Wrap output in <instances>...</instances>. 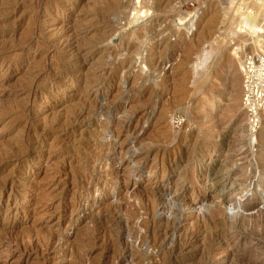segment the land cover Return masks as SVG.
Here are the masks:
<instances>
[{
	"label": "rangeland",
	"instance_id": "1",
	"mask_svg": "<svg viewBox=\"0 0 264 264\" xmlns=\"http://www.w3.org/2000/svg\"><path fill=\"white\" fill-rule=\"evenodd\" d=\"M112 1L0 0V264H264V117L250 137L238 79L264 0L247 33L241 0ZM160 219L190 245L163 249Z\"/></svg>",
	"mask_w": 264,
	"mask_h": 264
},
{
	"label": "bare ground",
	"instance_id": "2",
	"mask_svg": "<svg viewBox=\"0 0 264 264\" xmlns=\"http://www.w3.org/2000/svg\"><path fill=\"white\" fill-rule=\"evenodd\" d=\"M108 1H110V0H108ZM114 1V0H113ZM111 2V5L113 4V5H115V4H117L118 3V1L116 0V2ZM186 1H192V0H186ZM193 1H196V0H193ZM253 1V0H252ZM261 2V1H263V0H256V2ZM121 2V1H120ZM231 2V1H230ZM255 2V1H254ZM254 2H252V3H254ZM144 3V2H143ZM147 3V2H146ZM250 3H251V1H250ZM250 3L249 2H245L244 0H241V2H240V6L239 7H237V5L235 4V5H233L232 3H231V6H233V11H234V19H235V21H237V28H238V25L240 26V30H243L245 33H247L250 29H252V28H254V26H255V24H257L258 23V21H259V14H257V16H258V18L257 17H253V19L250 17V12H249V10H254L255 9V7L258 9V7H260L261 6V3H263L262 4V11H264V2H261V3H258V4H260V6H255V7H252V6H250ZM106 4V3H105ZM255 4V3H254ZM251 5H253V4H251ZM119 6V5H118ZM144 6H146V5H144L143 4V7ZM111 7H113V6H111ZM115 7V6H114ZM143 7H140V9L138 10V11H136L137 13H136V15L138 16L139 14H141V15H146V13L148 12V9L146 10L145 9V11H141V8H143ZM145 8V7H144ZM115 9V8H114ZM257 9H255V11L257 10ZM261 9V8H260ZM110 10V9H109ZM152 11V10H151ZM258 12L260 11L261 12V10H257ZM257 12V13H258ZM259 12V13H260ZM97 15V14H96ZM100 15V14H99ZM262 15V14H261ZM194 15H191V20H188L187 19V21L186 22H188V25L186 26V29L188 30V31H190L192 28H193V26H194V24H195V21H194V18H192ZM262 17V16H261ZM97 18V17H96ZM103 18V17H102ZM139 18V17H138ZM151 18V17H150ZM185 18V17H184ZM234 19H232L233 21H234ZM106 20V19H105ZM196 20V19H195ZM232 22V21H231ZM96 23V22H95ZM95 26V25H94ZM232 27V26H231ZM187 31V32H188ZM98 32V31H97ZM143 33V32H142ZM108 35V34H107ZM107 35H105L104 34V36H107ZM110 35V34H109ZM137 35V34H136ZM206 35V34H205ZM100 37V36H99ZM101 37H102V34H101ZM109 37V36H108ZM141 37V36H140ZM138 38V37H137ZM96 39V38H95ZM102 39V38H101ZM88 40V39H87ZM98 41V40H97ZM82 42V41H81ZM94 42V41H93ZM92 42V43H93ZM208 42V41H207ZM82 44V43H81ZM84 44V43H83ZM101 44H103V43H101ZM253 45H252V47H254V53L255 54H257V55H259V53H260V51H259V53H258V51L257 50H262L263 51V53H264V47H260L259 46V44H258V46H256L257 44H254V43H252ZM79 45V44H78ZM85 45V44H84ZM161 45H162V43H161ZM10 46V45H9ZM82 46V45H81ZM87 46V45H86ZM95 46H96V44H95ZM83 47V46H82ZM95 48V47H94ZM257 48H259V49H257ZM132 53V52H131ZM1 54V53H0ZM256 56V55H255ZM260 56V55H259ZM225 59V58H224ZM260 59V60H259ZM67 60V59H66ZM254 60H255V63H252V64H256L257 66L256 67H259L260 66V63L261 62H263L264 61V58L262 59L261 57L260 58H258V57H254ZM221 62H222V58H221ZM223 63H225V62H223ZM226 63H227V61H226ZM63 68V67H62ZM221 68V67H220ZM117 69V68H116ZM241 69H242V67H241ZM240 69V70H241ZM69 71V70H68ZM67 72V71H66ZM219 72V71H218ZM256 75H257V77H260L261 75H260V73H256ZM97 76V75H96ZM95 76V77H96ZM236 76H238L239 77V75H238V72H237V75ZM238 79H240V85H243V80L239 77ZM138 81V80H137ZM133 83H135V82H133ZM102 84V83H101ZM89 86H91V85H89ZM188 87V86H187ZM258 96H260V95H256V97H258ZM216 102H218V100H212V101H209L208 102V104L207 105H210V104H216ZM221 102V101H220ZM230 102V101H229ZM10 103V102H9ZM14 103H15V101H14ZM19 103V102H18ZM89 103V102H88ZM219 103V102H218ZM11 104V103H10ZM19 104H21V103H19ZM23 104V103H22ZM8 105V104H7ZM13 106H14V104H12ZM17 105V104H16ZM9 106H11V105H9ZM21 106V105H20ZM17 107V106H16ZM22 107L24 108V106L22 105ZM229 107H231V106H229ZM4 108H6V107H4ZM12 108V107H11ZM206 108V107H205ZM78 109V108H77ZM8 110V109H7ZM89 110V109H88ZM104 110V109H103ZM106 110V109H105ZM4 111V110H3ZM74 111V110H73ZM81 111L82 110H80L79 112L77 111V112H75L74 113V117H77L80 113H81ZM114 111H117V109L115 108V107H113V108H108L105 112L107 113V114H113V112ZM12 112H14V111H12ZM86 112V111H85ZM89 112V111H88ZM104 112V111H103ZM71 114V113H70ZM73 114V113H72ZM212 114V113H211ZM69 116V115H68ZM69 118H70V116H69ZM71 119V118H70ZM67 120V119H66ZM66 120H64V121H66ZM75 120V119H74ZM264 121V120H263ZM69 124V123H68ZM263 124V123H262ZM128 125H124L123 126V129L126 131L127 129H128ZM212 127V126H211ZM210 127V128H211ZM261 127V126H260ZM117 128V127H116ZM214 129V128H213ZM124 134V133H123ZM104 135V134H103ZM163 136V135H162ZM168 138V137H167ZM172 139V138H171ZM103 141V140H102ZM169 141H170V139H169ZM163 142V141H162ZM174 143V142H173ZM122 144V143H121ZM152 144V143H151ZM162 146V145H161ZM8 147V146H7ZM17 147V146H16ZM122 147V146H121ZM106 148V147H105ZM20 151V150H19ZM110 151V150H109ZM118 152V151H117ZM107 153V152H106ZM125 153V152H124ZM3 154V153H2ZM3 156H5V155H3ZM7 156V155H6ZM5 156V157H6ZM186 156V155H185ZM124 157V156H123ZM204 157V156H203ZM1 158V157H0ZM163 158V157H162ZM174 158V157H173ZM160 159H161V157H160ZM166 159V158H165ZM176 159V158H175ZM175 159H174V161H175ZM181 159V158H180ZM180 159L179 158H177L176 159V162L177 163H174V166H175V168H178V164L180 163ZM186 159V158H185ZM160 161V160H159ZM169 161V160H168ZM172 161H173V159H172ZM183 161V160H182ZM187 161V160H186ZM191 161V160H190ZM164 162V161H163ZM208 162V161H207ZM161 163V162H160ZM165 163V162H164ZM163 164V163H162ZM186 164H188V163H186ZM202 164V163H201ZM227 164V163H226ZM164 166V165H163ZM168 166V165H167ZM202 166V165H201ZM206 166V165H205ZM227 166V165H226ZM185 167V166H184ZM183 167V168H184ZM199 167V166H198ZM203 167V166H202ZM154 168V167H153ZM181 168V167H180ZM182 168V169H183ZM137 170H139V169H137ZM155 170V169H154ZM166 170V168L164 169H162V175L166 172L165 171ZM171 170V169H170ZM176 170V169H175ZM168 171V170H167ZM180 171V170H179ZM185 170H183V172H184ZM176 172V171H175ZM186 172V171H185ZM129 173V172H128ZM138 173H139V171H138ZM179 173V172H178ZM182 173V172H181ZM180 173V174H181ZM199 173H200V175L201 174H203V170L202 169H200V171H199ZM179 174V175H180ZM193 174V173H192ZM178 175V174H177ZM182 176H184V175H182ZM182 176H181V178H182ZM116 177V176H115ZM199 177V176H198ZM206 177V176H205ZM181 178H180V180H181ZM184 178V177H183ZM115 179V178H114ZM119 179V178H118ZM204 180V179H203ZM261 189H262V191H264V185H262L261 186ZM66 193V192H65ZM149 194V193H148ZM146 195V194H145ZM230 195V194H229ZM152 195H150V197H151ZM142 197V196H141ZM146 197H147V195H146ZM155 197V196H154ZM161 197V196H160ZM152 198V197H151ZM162 198V197H161ZM147 199H148V197H147ZM163 199V198H162ZM162 199H160V198H156V199H154V201L151 203V204H149V206L148 207H145L144 209H143V211H144V215L145 216H147V217H149V214H152V213H154V211H155V209H157V207L158 206H162V207H166L167 205L165 204L166 202V200L164 201H162ZM161 200V201H160ZM159 201V202H158ZM169 201V200H168ZM174 201V203H176L175 204V206L178 204V206H179V204H183V203H181L182 202V199H181V196L178 198V199H176V200H173ZM256 203H258V202H256ZM256 203H252V204H250L249 206H247V207H242V209L244 208V211H246V212H248V211H254L256 208H257V204ZM164 204L166 205V206H164ZM172 204V203H171ZM145 205H146V203H145ZM260 205V204H259ZM227 206V205H226ZM245 206V205H244ZM141 207V206H140ZM218 207V206H217ZM110 208V207H109ZM142 208H143V206H142ZM178 208V207H177ZM205 208V207H204ZM220 208V207H219ZM219 208H218V214H219ZM141 209V208H140ZM163 209V208H162ZM165 209V208H164ZM164 209L162 210V211H160V212H164ZM202 209V208H201ZM112 210V209H111ZM205 211H209L207 208L206 209H204ZM105 211V210H104ZM114 212V211H113ZM112 212V213H113ZM215 212V215L216 216H218V214ZM156 213V212H155ZM173 213V212H172ZM213 213V212H212ZM143 215V216H144ZM153 216H155V215H153ZM213 216V215H212ZM130 217V216H129ZM151 217V216H150ZM223 217V216H222ZM144 218V217H143ZM168 218V217H167ZM164 219V220H168L169 221V219ZM220 218V217H219ZM117 219V218H116ZM145 219H147L146 217H145ZM152 220H153V218H152ZM163 219H160V220H157L156 222L157 223H153L155 226L153 227V228H157L156 230V234H155V236H157L158 237V239H161V241H162V244H163V249L166 247V246H168V245H170V250L171 251H173V250H175L176 248H178L179 249V251H181L182 249H186L189 245H190V243H189V239L187 240V241H184L183 239V241L184 242H182L181 240H179V242L176 240V228H175V221H173V223H171V224H166L165 226L164 225H162V224H160V223H162L163 221H162ZM212 220V219H211ZM162 221V222H161ZM213 221V220H212ZM211 221V222H212ZM218 220H216V222H217ZM112 222V221H111ZM149 222V221H148ZM208 222V221H207ZM219 222L221 223L220 224V226L222 225V226H225V222H223V219L221 220H219L218 221V225H219ZM118 223V222H117ZM147 223V222H146ZM150 223V222H149ZM152 223V222H151ZM150 223V224H151ZM109 224V223H108ZM125 224V223H124ZM152 224V225H153ZM211 224V223H210ZM244 224H245V218H239V221H238V226L239 225H241V226H244ZM254 224V223H253ZM140 225V224H139ZM144 225V224H143ZM148 225V224H147ZM205 225V224H204ZM227 225V224H226ZM149 226V225H148ZM212 226V225H211ZM123 227V226H122ZM143 227V226H142ZM217 227V226H216ZM254 227H256V226H254ZM105 228V227H104ZM237 228V227H236ZM239 228V227H238ZM113 229V228H112ZM111 229V230H112ZM125 229V228H124ZM215 230H216V228H214ZM118 230V229H117ZM116 230V231H117ZM191 230V229H190ZM113 231V230H112ZM154 231V230H153ZM263 231V230H262ZM39 232V231H38ZM107 233V232H106ZM44 234H45V232H44ZM49 234V233H48ZM31 235V234H30ZM112 235V234H111ZM207 235V234H206ZM117 236V235H116ZM149 236V235H148ZM153 236H154V234H153ZM154 236V237H155ZM190 236V235H189ZM142 237V236H141ZM154 237H153V241H154ZM192 237V236H191ZM214 237H216V236H214ZM112 238V237H111ZM204 239H205V237H203ZM210 238V237H209ZM116 239V238H115ZM119 239V238H118ZM156 239V238H155ZM203 239V240H204ZM218 239V238H217ZM114 240V239H113ZM192 240V239H191ZM202 240V239H201ZM207 240V239H206ZM205 240V241H206ZM216 240V239H215ZM223 240V239H222ZM222 240H220V241H222ZM133 241V240H132ZM159 241V240H158ZM158 241H157V244L156 245H158ZM205 241H203V242H205ZM219 241V240H218ZM217 241V242H218ZM219 241V242H220ZM160 242V241H159ZM210 243H211V241H209ZM223 242V241H222ZM93 243V242H92ZM107 243V242H106ZM205 243H207V242H205ZM205 243H203V244H205ZM215 243H216V241H215ZM154 244H155V242H154ZM154 244H151L150 245V248L151 247H154ZM80 245V244H79ZM83 245V244H82ZM111 245V244H110ZM144 245H147V247H148V244H145L144 243ZM160 245H161V242H160ZM159 245V246H160ZM187 247H186V246ZM220 245H221V243H220ZM81 246V245H80ZM80 246H79V248H80ZM106 246V245H105ZM123 246V245H122ZM125 247H123V253H122V256H124L123 254H129L128 256L130 257V258H139V257H141L142 258V256L141 255H137L136 253H133L132 251V245H124ZM158 246V247H159ZM206 246V245H205ZM112 247V246H111ZM117 247V246H116ZM134 247V246H133ZM202 247V246H201ZM89 248V247H88ZM109 248V247H108ZM146 248V247H145ZM160 248V247H159ZM158 248V249H159ZM169 248V247H168ZM168 248H166V249H168ZM208 247H206V249H207ZM212 248V247H211ZM117 249V248H116ZM155 249V248H154ZM204 249H205V247H204ZM209 249V248H208ZM73 250V249H72ZM124 250H126L125 252H124ZM169 250V251H170ZM76 251V250H75ZM158 251V250H157ZM166 251V250H165ZM165 251H163V253H161L162 254V256L160 257V259H159V264H168V258H167V256H166V253H164ZM178 250H177V252H179ZM185 251V250H184ZM207 251V250H206ZM205 251V252H206ZM87 252V251H86ZM141 252V251H140ZM167 252V251H166ZM187 252V251H186ZM142 253H143V251H142ZM141 253V254H142ZM174 253V252H173ZM180 253V252H179ZM182 253V252H181ZM200 253V252H199ZM207 253V252H206ZM208 254V253H207ZM73 255V254H72ZM77 256H78V254H76ZM84 255V254H83ZM143 255H144V253H143ZM167 255H169V254H167ZM119 256H120V254H119ZM181 256V255H180ZM206 256V255H205ZM208 256V255H207ZM73 257V256H72ZM118 257V256H117ZM144 257V256H143ZM78 258V257H77ZM123 258V257H122ZM140 258V259H141ZM88 259V258H87ZM91 259V258H90ZM131 259V260H132ZM144 259H145V257H144ZM157 259V258H156ZM209 259V258H208ZM82 260V259H81ZM114 260V259H113ZM83 261V260H82ZM93 261V260H92ZM136 262V261H135ZM71 263V262H70ZM69 263V264H70ZM156 263V262H155ZM170 263V262H169ZM177 263H179V262H177ZM176 263V264H177ZM81 264V263H80ZM87 264V263H86ZM94 264V263H93ZM137 264V263H136ZM147 264V263H146ZM156 264H158V263H156Z\"/></svg>",
	"mask_w": 264,
	"mask_h": 264
},
{
	"label": "built area",
	"instance_id": "3",
	"mask_svg": "<svg viewBox=\"0 0 264 264\" xmlns=\"http://www.w3.org/2000/svg\"><path fill=\"white\" fill-rule=\"evenodd\" d=\"M250 54L246 59L242 58L241 74L244 87L241 105L245 111L247 133L254 138L264 117V61L260 63L259 67H256V64H252L255 63L254 56L251 52ZM256 73H260L261 76L257 77ZM256 95L260 96L256 97Z\"/></svg>",
	"mask_w": 264,
	"mask_h": 264
}]
</instances>
